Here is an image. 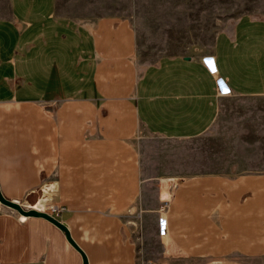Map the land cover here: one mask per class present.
<instances>
[{
	"label": "crops",
	"instance_id": "crops-1",
	"mask_svg": "<svg viewBox=\"0 0 264 264\" xmlns=\"http://www.w3.org/2000/svg\"><path fill=\"white\" fill-rule=\"evenodd\" d=\"M8 6L0 18L5 198L64 223L88 264L264 259V172H206L203 153L188 147L213 128L227 93L264 96V18H239L207 52L141 66L129 19L81 21L59 0ZM7 208L0 264H84L56 225Z\"/></svg>",
	"mask_w": 264,
	"mask_h": 264
},
{
	"label": "rangeland",
	"instance_id": "rangeland-1",
	"mask_svg": "<svg viewBox=\"0 0 264 264\" xmlns=\"http://www.w3.org/2000/svg\"><path fill=\"white\" fill-rule=\"evenodd\" d=\"M59 3L66 15L81 21L114 16L129 19L136 31L141 66L165 56L207 52L218 32L239 18H264V0H59ZM8 5L9 0H0V18L7 13ZM188 147L198 152L199 157L203 153L206 172L233 177L264 172V96L227 93L213 128ZM43 193L42 190L34 193L30 204H37L41 198L38 195ZM155 248L153 252L160 249L158 245ZM244 262L264 264V259Z\"/></svg>",
	"mask_w": 264,
	"mask_h": 264
},
{
	"label": "water",
	"instance_id": "water-1",
	"mask_svg": "<svg viewBox=\"0 0 264 264\" xmlns=\"http://www.w3.org/2000/svg\"><path fill=\"white\" fill-rule=\"evenodd\" d=\"M0 203L10 209L15 210L16 212H18L20 215L25 216V217H41V218H45L48 221H50L51 223H53L54 225H56L58 228H60L66 235L68 241L81 253L83 260H84V264H88V258L86 256V254L84 253V251L76 244V242L73 240L70 231L68 229V227L62 223L61 221H59L58 219H56L55 217H53L51 214L43 212V211H38L36 209H26L24 206H22L20 203L16 202V201H11L7 198H5L0 190Z\"/></svg>",
	"mask_w": 264,
	"mask_h": 264
},
{
	"label": "built area",
	"instance_id": "built-area-1",
	"mask_svg": "<svg viewBox=\"0 0 264 264\" xmlns=\"http://www.w3.org/2000/svg\"><path fill=\"white\" fill-rule=\"evenodd\" d=\"M204 62H205V65L210 69V71L215 74L217 68H216L214 59L205 58L204 59ZM220 86H222L221 81H220ZM178 183H181V181L178 182ZM30 209H32V208H30ZM57 210L58 209L54 208L53 209V212H57ZM38 211H41V210H38ZM166 234H167V224H166V221L164 219H161V223H160V235L162 237H164V236H166Z\"/></svg>",
	"mask_w": 264,
	"mask_h": 264
},
{
	"label": "bare ground",
	"instance_id": "bare-ground-1",
	"mask_svg": "<svg viewBox=\"0 0 264 264\" xmlns=\"http://www.w3.org/2000/svg\"><path fill=\"white\" fill-rule=\"evenodd\" d=\"M38 202V201H37ZM39 203V202H38ZM29 206V205H28ZM41 205H39V204H37V205H34V206H29L30 208H32V209H37V210H41V211H43L42 209H43V207H42V209H38V208H41L40 207ZM22 218H26L25 216H22V215H20Z\"/></svg>",
	"mask_w": 264,
	"mask_h": 264
}]
</instances>
